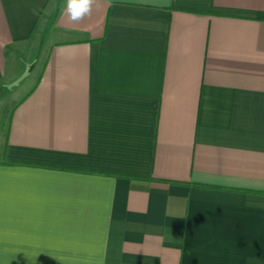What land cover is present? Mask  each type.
<instances>
[{
  "label": "crops",
  "instance_id": "crops-1",
  "mask_svg": "<svg viewBox=\"0 0 264 264\" xmlns=\"http://www.w3.org/2000/svg\"><path fill=\"white\" fill-rule=\"evenodd\" d=\"M0 0V264H264V0Z\"/></svg>",
  "mask_w": 264,
  "mask_h": 264
},
{
  "label": "clouds",
  "instance_id": "clouds-1",
  "mask_svg": "<svg viewBox=\"0 0 264 264\" xmlns=\"http://www.w3.org/2000/svg\"><path fill=\"white\" fill-rule=\"evenodd\" d=\"M96 0H66L65 14L69 22H78L92 12Z\"/></svg>",
  "mask_w": 264,
  "mask_h": 264
}]
</instances>
